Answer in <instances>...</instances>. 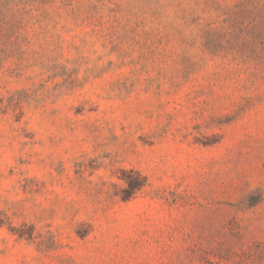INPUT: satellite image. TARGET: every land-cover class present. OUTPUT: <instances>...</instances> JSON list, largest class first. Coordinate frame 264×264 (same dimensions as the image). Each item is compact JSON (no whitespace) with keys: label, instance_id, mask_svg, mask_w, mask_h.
<instances>
[{"label":"rangeland","instance_id":"374dc122","mask_svg":"<svg viewBox=\"0 0 264 264\" xmlns=\"http://www.w3.org/2000/svg\"><path fill=\"white\" fill-rule=\"evenodd\" d=\"M0 264H264V0H0Z\"/></svg>","mask_w":264,"mask_h":264},{"label":"trees","instance_id":"16d2710c","mask_svg":"<svg viewBox=\"0 0 264 264\" xmlns=\"http://www.w3.org/2000/svg\"><path fill=\"white\" fill-rule=\"evenodd\" d=\"M137 185H134V187H136ZM128 196H130V195H128ZM125 198H127V197H125Z\"/></svg>","mask_w":264,"mask_h":264}]
</instances>
